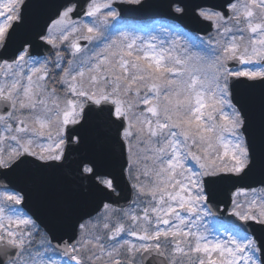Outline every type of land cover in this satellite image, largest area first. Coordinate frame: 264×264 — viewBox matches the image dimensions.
Instances as JSON below:
<instances>
[{
  "label": "snow or ice",
  "instance_id": "obj_1",
  "mask_svg": "<svg viewBox=\"0 0 264 264\" xmlns=\"http://www.w3.org/2000/svg\"><path fill=\"white\" fill-rule=\"evenodd\" d=\"M0 264H264V0H0Z\"/></svg>",
  "mask_w": 264,
  "mask_h": 264
},
{
  "label": "water",
  "instance_id": "obj_2",
  "mask_svg": "<svg viewBox=\"0 0 264 264\" xmlns=\"http://www.w3.org/2000/svg\"><path fill=\"white\" fill-rule=\"evenodd\" d=\"M158 18L159 17L156 15L155 10L147 13H132L129 16L125 17L126 20L131 21H150ZM183 26L188 31H197L199 28V25L194 24L190 19H186L183 22Z\"/></svg>",
  "mask_w": 264,
  "mask_h": 264
}]
</instances>
